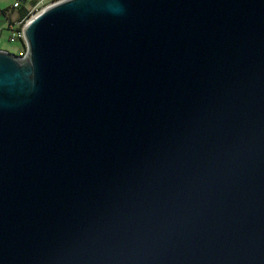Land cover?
Instances as JSON below:
<instances>
[{"label":"water","instance_id":"water-1","mask_svg":"<svg viewBox=\"0 0 264 264\" xmlns=\"http://www.w3.org/2000/svg\"><path fill=\"white\" fill-rule=\"evenodd\" d=\"M0 50V264H264V0H62Z\"/></svg>","mask_w":264,"mask_h":264},{"label":"rangeland","instance_id":"rangeland-1","mask_svg":"<svg viewBox=\"0 0 264 264\" xmlns=\"http://www.w3.org/2000/svg\"><path fill=\"white\" fill-rule=\"evenodd\" d=\"M17 0H0V50L7 51L11 54L19 56L21 53L26 51V44L24 40H12V29L23 28L25 24L41 10L45 9L50 5L49 2L43 0H26L22 3L20 9H13V4ZM36 3H33V2ZM26 9L29 12V17L22 21L20 16L21 10ZM12 24V29L8 25V20ZM22 22V23H19Z\"/></svg>","mask_w":264,"mask_h":264},{"label":"built area","instance_id":"built-area-1","mask_svg":"<svg viewBox=\"0 0 264 264\" xmlns=\"http://www.w3.org/2000/svg\"><path fill=\"white\" fill-rule=\"evenodd\" d=\"M26 1V0H17L14 4H13V9H20L22 7V3ZM44 1H47L50 3V5L54 4V3H57L59 1H62V0H43ZM8 20V19H7ZM25 20V19H22V21ZM19 23H22V22H19ZM12 22L10 20H8V25L9 27L12 29ZM12 36H11V39L12 40H24V34H23V28L19 29L18 27L17 28H13L12 29ZM2 30L0 29V34H1ZM26 53L23 52L20 54V56H24Z\"/></svg>","mask_w":264,"mask_h":264},{"label":"trees","instance_id":"trees-1","mask_svg":"<svg viewBox=\"0 0 264 264\" xmlns=\"http://www.w3.org/2000/svg\"><path fill=\"white\" fill-rule=\"evenodd\" d=\"M33 3H36V2L34 1ZM20 16H21L22 19H26V18L29 17V12L24 8V9L21 10Z\"/></svg>","mask_w":264,"mask_h":264}]
</instances>
